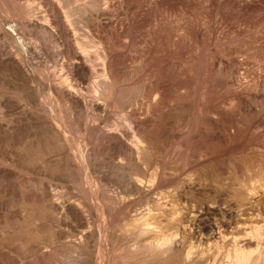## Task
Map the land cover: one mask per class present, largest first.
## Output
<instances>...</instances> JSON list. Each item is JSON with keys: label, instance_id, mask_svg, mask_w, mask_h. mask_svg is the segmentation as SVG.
Wrapping results in <instances>:
<instances>
[{"label": "rangeland", "instance_id": "374dc122", "mask_svg": "<svg viewBox=\"0 0 264 264\" xmlns=\"http://www.w3.org/2000/svg\"><path fill=\"white\" fill-rule=\"evenodd\" d=\"M110 1L77 0L72 4L73 8L91 6L81 25L92 36L89 40L94 45L90 44L96 46L89 52H99L101 59L111 44L135 34V46L129 43L122 50L113 48L122 59L115 65L121 67L118 82H111L118 93L111 96L104 116L92 123L85 111L73 115L83 137L86 129L97 133L105 125L112 133L97 148L93 149L94 141L85 143V152L92 149L85 166L90 167L87 175L96 190L72 165L73 159L67 165L55 154L41 125L42 120H48V103H32L25 92L16 89L10 70L0 65V264L11 260L10 264H26L29 259L32 264H95L93 239H79L77 235L84 227L96 229L101 212L91 198L95 200L97 195L109 212L103 218L106 225L113 224L110 234L117 242L132 236L129 217L147 205L153 206L149 222L156 233L140 238L143 251L151 249L149 245L156 243L161 232L180 231L192 219L197 226L232 223L235 226L228 232L238 237L248 235L256 223L264 230V0ZM1 24L0 41L11 44L4 29L9 30L12 23L2 19ZM51 32V36L39 34V44L45 43L46 50L41 47L34 52L39 64L33 63L32 69H38L41 76L51 75L54 69L59 74L61 64L65 71L72 64L74 46L65 41L57 27ZM24 42L28 44L26 39ZM101 59L97 62L92 57L86 65L100 70ZM79 77L71 81L84 98L105 97L96 73L88 80ZM157 82L166 101L161 110L154 111L148 107L142 85ZM59 105L65 108L64 103ZM132 112L135 115L127 120ZM131 120L149 121L143 127L154 139L142 165L128 161L112 137L125 133ZM128 175L141 180L149 192L142 194L127 185ZM248 187L254 192L246 193ZM74 204L81 205V214ZM14 206L20 210L25 207L23 212L28 214L13 220L10 214ZM9 240L16 242L13 245ZM191 246L192 251L198 248L186 241L179 255H185ZM200 248L208 246L202 244ZM221 248L210 250L218 263L226 260L229 246ZM112 252L110 247V256L101 264H110ZM144 257L142 253L123 264H161ZM171 264L187 263L176 258Z\"/></svg>", "mask_w": 264, "mask_h": 264}, {"label": "bare ground", "instance_id": "6f19581e", "mask_svg": "<svg viewBox=\"0 0 264 264\" xmlns=\"http://www.w3.org/2000/svg\"><path fill=\"white\" fill-rule=\"evenodd\" d=\"M76 1L77 0H0V29H2V27H3L1 24L2 19H6L9 23H12L11 24L12 26L10 25L11 27H9L10 31L4 29L5 34L6 35L8 34L11 37V39H10L11 44H8L7 40L5 41V39L0 41V43H1L0 65L4 66L6 69L10 70L9 73L13 77L12 80H13L14 86L16 87V89H19V91L25 92V95H27V97L30 98L29 100H31L32 103H34V104L35 103L36 104L37 103H41V104L48 103V106H49L48 115L46 116V117H48V120L47 119L42 120L43 124H41V125L44 126V129H45L44 131H46L48 133L49 143H51L53 150L56 151L55 154L57 153L59 158L61 157V158H64L66 160L67 165L71 164L72 161L70 159H73L74 161H73L72 165L73 166L75 165V167H77L78 171L81 173V177L84 174L87 182L90 183L91 181H90V178L88 177L87 173H90L91 170L89 169L90 170L89 171L88 168H90V167L87 168L85 165L88 164V161H89L88 157L91 156V153H92L91 150L92 149L87 150L85 152V145H86L85 143L86 142L93 143V141H94L95 146H93V149L97 148L101 145V141H103V139L106 138L108 135H112V133H111V131L107 130L108 125H105L102 128L100 127V129L98 128L99 130L97 131V133H94L92 130H88V129L85 130L84 129L85 133H84V137H83V135H81V132H80L78 121L73 118V115L75 114V111L81 110L82 113L85 111L86 112L85 117L90 119V121L92 123H95L96 120H98L100 117L104 116L103 114L105 113V110H107V108H108L109 100H110L111 96L118 93L117 92L118 88L113 86V84H111V82H114L115 84L118 82L119 71H120L121 67H120V65L115 67V65L118 64V62H121L122 59L120 56L121 54L115 52L113 48L118 47V48H120V50H122L121 48H125L126 44H129V43L131 46L132 45L135 46V36H134L135 34H133V36L127 35L126 36L127 39L125 41H120V42L115 43L113 45L111 44V46L108 45V46H110V48L107 47V49H105V50L103 48H101L104 50L102 53V59H101V55H99V52L95 53V51H94V53H93L92 52L93 50L91 52H89V49H91V48L96 49V46L94 47L91 45L94 42L89 40V37H92V36H90L89 30L85 29L83 27L84 25L83 26L81 25V22H82L81 18H84L86 16V14L89 11V8L91 6H89L88 4L87 5L84 4L80 7L73 8L72 4ZM112 1H110V3H113ZM147 1L150 3L153 2V0H147ZM96 4H98V2ZM96 7H98V6H96ZM96 9H98V8H96ZM54 27H57L59 29L60 33H62V36L65 39V41L68 42V44L73 45L75 48L73 51V54H71L72 55V64L70 67H68L69 69L66 71L64 70V69H66L64 67V64H61V67L59 68L60 69L59 74H57L56 70L54 69L52 71L51 75L41 76L39 74L38 69H36V68H35V70L32 69L33 63L39 64V58L36 56V54L34 52L42 49L41 47H43V49L46 50L45 43L44 44L41 43L43 45L39 44V41H40V35L39 34L46 32V34L48 33L49 36H51L52 33H54V32H51L52 28H54ZM116 35H117V33H116ZM93 37H94V35H93ZM23 39L24 40L26 39L28 44H26ZM90 42H91V44H90ZM37 53L39 54V52H37ZM47 54H49V52ZM92 57L94 59H96V61H97V58L101 59V61L99 60L100 62H102L100 70L97 69V67L95 65L91 68L87 67L86 63L87 62L89 63L91 61ZM100 62H99V64H100ZM92 64H94V63H92ZM99 64H97V65H99ZM93 73H96L97 77L99 78L98 81H100V83L102 85V88H103L102 91H103V95H105V97H104L105 99L103 97H102V100H100L98 97L97 98L91 97L89 99L84 98L81 94H79V91H77V89H75V87L71 81V79L73 77H77V76H80L81 78L88 80L93 75ZM142 90L144 92V97L149 100L148 101V103H149L148 107L152 108V110H154V111L155 110H161L162 105L166 101V99L164 98L163 87L159 86L158 82H157L153 86H147L146 84H143ZM60 103H64V106H65L64 109L59 107ZM112 104H113V102H112ZM34 106H36V105H34ZM41 108H43V107H41ZM89 111H91V112H89ZM202 111L203 110L201 109L200 110L201 115H202ZM206 112H208V114L207 113H205V114L209 115L210 110L207 109ZM10 113H11V111H10ZM62 113H64L65 115H63ZM135 113L136 112H134V113L132 112V114H130L127 117L128 119L127 118L126 119L127 120L131 119L135 115ZM66 115L69 117L68 119H66V117H67ZM63 117H65L66 120L65 119L63 120ZM105 118H107V117H105ZM212 118H215V116H212ZM88 119H86V120L89 121ZM148 122L145 123V122H137V121L131 120L130 123L128 124V126L126 127L125 133H123L121 136H118L116 134H113V136H112L113 139L123 148V153L127 157L128 161L133 162L136 165H140L143 160L145 162L144 154L154 143L153 142L154 139L150 135L147 134L148 132L147 133L145 132V129L143 127V125L147 124ZM88 123H90V122H88ZM94 127H95V124H94ZM73 135L76 138L75 144L71 142V137ZM79 140L80 141L82 140L81 141V144H82L81 147H78V145H77ZM116 142H114V143H116ZM58 157H57V159H58ZM54 159H56V158H54ZM51 160H52V158H51ZM67 160H69L70 162ZM118 164H122V162L118 161ZM120 166H122V165H120ZM70 167H69V169H70ZM122 171H124V170H122ZM128 172H130V171H128ZM94 178H96V177H94ZM127 181H128L127 185H128V183H130L134 190H136L138 192H142V194L145 193L144 188H146V187L143 188L144 185L141 184L142 183L141 180H138V178L136 179L135 177L132 178L131 175L130 176L128 175ZM256 182H259V181L257 180ZM254 184L252 185V188H253V186H254V188H256L255 187L256 184L255 185ZM257 185H259V184H257ZM91 188L96 190V188H94V185H92V184H91ZM252 188L251 187L246 188L245 192L248 190H250L251 193L254 192L253 191L254 189L251 190ZM86 189H87V187H86ZM149 189L145 190V191L149 192ZM246 193H248V192H246ZM151 194H152V192H151ZM91 197L92 196H90V198ZM161 199H162V197H161ZM91 200L94 201L96 208L101 210V211L99 210V212H101V213L98 215V219H99L98 224L96 225V229H92V228H88V227H87L88 229H85V227H84V229H82V231H80V232L78 231L80 235L78 234L77 237L80 236L79 239H81L82 237H86V238L88 237L90 239H93L92 240V241H94L93 246L95 248V255L93 257L96 260L95 264H101L107 260V258L110 256V255H108V252L110 251V247L113 251L112 252L113 254H112V257L110 260V264H121V263L123 264V262L125 263L126 261L130 262L129 260L133 261L136 256H138L142 253H144V256L148 257L151 261L152 260L161 261V264H171V263H173L174 259H176V258L180 259L183 262L185 261V263H187V264H264V237H263L264 236V230H263V226L257 225L258 223H256L255 225L253 224V226L250 227L251 230H249L250 232L248 233V235H246V236L243 235L244 237H238V236H235L234 233L232 234V233L228 232V230L233 229L232 226L234 224L231 225L232 223L226 224V225L225 224H221V225L215 224L214 226L210 225L209 227L197 226L198 224L196 225V223L194 222V219H192L190 222L188 221L189 223L184 224L186 226L183 225L184 227L180 228L181 229L180 231L179 230L178 231L173 230L174 232H170V234L167 233L166 235L161 232L159 239H158V237L157 238L153 237V238L157 239V240L155 239L156 243L152 244V242H151V244L149 245L150 247H148L151 249L147 250V251H143L144 246H142L140 244V242H139L140 238L141 237L143 238V236L145 234H148V232L156 233L155 226L151 227V224L149 222L150 221L149 218L152 217L150 214H151V211H153L152 210L153 206L150 207L149 205H147L146 201H144V204L146 202L147 207L145 205L141 204L142 206H145V208L143 207L140 211L132 214L129 217V220L131 222L130 226H131V229H133V233H132V236L126 237L125 240H124V238L121 239V240H123V242L121 243V246H123V248H121V250L118 251L119 247H117V246L120 245L119 243L121 240L118 242L113 241V240H115L113 238L114 236L110 234V232H111L110 226L113 224L110 223L111 225L110 224L106 225V219L103 218L104 214H106V212H108V211L105 212V207L102 206L103 204H101L99 202V200L102 202L101 195L100 196L97 195V199H95V200H93V197H92ZM12 201H15V200H12ZM152 203H155V202H152ZM85 204H86V202H85ZM74 206H76V205L74 204ZM80 206L81 205H77L75 207L77 209L76 211L79 214H81V212H82V209L80 210V208H79ZM86 206H88V204H86ZM89 206L87 207L88 209H89ZM142 206H140V208ZM83 207H85V206H83ZM18 208L14 206L12 213L10 214L11 218L13 220H18V219L20 220L19 217L24 213L23 211H24L25 207H23L24 208L23 210H20L22 208H20V209H18ZM90 208H91V206H90ZM11 209H12V206H11ZM26 209H27V207H26ZM108 213H107V215H108ZM24 214L27 215L28 212H26ZM31 214L33 215L34 213H31ZM31 214L28 216L33 219ZM149 215H150V217H149ZM29 217H27V218L29 219ZM196 218H197V216H196ZM21 219H22V217H21ZM32 219H29V221H31ZM201 221H203V220H201ZM12 222H11V224H12ZM28 222L26 221V223H28ZM199 222H200V220H199ZM13 223H15V222H13ZM201 223L202 222H200V224ZM235 223L237 225V222H235ZM16 224H17V222H16ZM32 224H34V223H32ZM245 224H246V222H245ZM247 224L245 226H247ZM238 225H239V223H238ZM241 225H239V226L242 227ZM9 226H11V225L9 224ZM128 226H129V224H128ZM248 226H249V224H248ZM11 228L13 229V226ZM178 229H179V227H178ZM247 229H248V227L245 228L244 230L243 229H241V230L245 231ZM123 230H125V229H123ZM15 231H16V229H15ZM31 231H33V230H31ZM126 231H127V229H126ZM160 231H161V229H160ZM11 232H12V230H11ZM231 232H233V231H231ZM16 233H17V231H16ZM16 233H15V235H16ZM12 234H13V232H12ZM59 234H60V232H59ZM30 239H31V237H30ZM155 240H154V242H155ZM14 241H10V242L13 244ZM130 241H132V242L130 243ZM186 241H189V243H191V244L196 243L198 248H197V250L192 251V246H191V248L186 251L185 255H183V254L179 255V252L181 249L184 248V244ZM88 242H90V241H88ZM116 242H117V245H116ZM12 244H10V245H12ZM202 244H206L208 246V249L200 248V246ZM214 246L218 249L219 248L222 249L221 247L229 246V248L227 249V256H226L227 258L224 262L218 263L216 261V257L213 256V251L212 252L210 251L212 248H214ZM251 246H254V248H252ZM5 247H6V245H5ZM37 251H39V250H37ZM114 252H115V254H114ZM142 257H143V255H142ZM3 258H6V257H3ZM10 259H13V258H10ZM13 261H15V260H13ZM140 261H142V260L140 259ZM9 262L11 263L12 260ZM9 262L6 261V263H3V264H10ZM20 262H21V260H20ZM153 262H151V264ZM27 263L32 264L31 259H29V262H27ZM145 263H148V262H145ZM13 264H14V262H13ZM18 264H20V263H18Z\"/></svg>", "mask_w": 264, "mask_h": 264}]
</instances>
